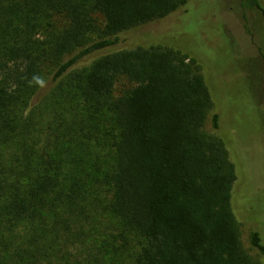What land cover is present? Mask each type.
<instances>
[{"label": "trees", "instance_id": "16d2710c", "mask_svg": "<svg viewBox=\"0 0 264 264\" xmlns=\"http://www.w3.org/2000/svg\"><path fill=\"white\" fill-rule=\"evenodd\" d=\"M186 2L0 0V264H262L195 51L109 50Z\"/></svg>", "mask_w": 264, "mask_h": 264}, {"label": "rangeland", "instance_id": "374dc122", "mask_svg": "<svg viewBox=\"0 0 264 264\" xmlns=\"http://www.w3.org/2000/svg\"><path fill=\"white\" fill-rule=\"evenodd\" d=\"M144 43L195 51L213 101L205 130L223 140L235 167L231 206L240 240L264 264L249 242L256 231L264 247V38L246 33L239 0H187L168 19L120 34L109 50Z\"/></svg>", "mask_w": 264, "mask_h": 264}, {"label": "flooded vegetation", "instance_id": "af4514ba", "mask_svg": "<svg viewBox=\"0 0 264 264\" xmlns=\"http://www.w3.org/2000/svg\"><path fill=\"white\" fill-rule=\"evenodd\" d=\"M174 30H175V31H174ZM176 31H177V28H174L173 31L169 32V34H170V33H175ZM167 34H168V33H167ZM167 34H166V35H167ZM168 36H169V35H168ZM182 37H183V36H182Z\"/></svg>", "mask_w": 264, "mask_h": 264}]
</instances>
